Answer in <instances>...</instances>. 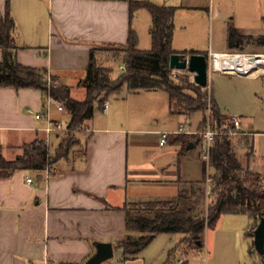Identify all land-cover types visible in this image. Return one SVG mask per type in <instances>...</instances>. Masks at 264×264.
Wrapping results in <instances>:
<instances>
[{"label":"crops","instance_id":"crops-1","mask_svg":"<svg viewBox=\"0 0 264 264\" xmlns=\"http://www.w3.org/2000/svg\"><path fill=\"white\" fill-rule=\"evenodd\" d=\"M5 3L6 0L1 1L0 15L5 12ZM167 6L176 7L175 16L178 9L192 8L182 3ZM10 8L16 23L12 39L17 47L18 62L47 70L60 84L69 86L71 96L78 100H82L85 94L78 83L85 76L90 51L98 50V62V55L104 53L101 47L126 46L129 30L133 28L129 0H10ZM231 24L229 27H232ZM232 28L241 35L254 38L264 35ZM228 29L225 43L210 41V48H214L210 52L226 53L235 49L228 46ZM189 51L202 53L193 48L179 52ZM141 92L128 91L135 95ZM109 96L106 100L107 110L100 111L102 120H99L97 111L85 122V132L81 133L84 137L82 150L77 148L68 158L52 163L49 171L46 168L18 169L7 177H0V264H86L101 243L111 244L116 252L117 242L128 235H141L126 230L125 213L120 209L126 204L143 202L136 199L139 194L132 188L134 183L160 182L177 187L174 196L146 199V202L173 199L182 189L201 181L202 178L188 180L179 172H168L166 167L156 168L149 163L130 161V134L147 131L118 123V115L113 111L115 108ZM0 99L19 108L13 114L3 112L0 117V130L3 133L14 131V135H17L16 142L4 148L0 144L3 157L13 160L22 155L24 144L37 136L42 137L44 131L36 128L37 120L27 109L42 110L44 95L36 89L0 87ZM21 108L27 119L24 123L21 122ZM60 113L61 117L53 115V118L68 122V112ZM126 114H121V118H127ZM52 135L60 137L58 134ZM168 142L180 147L179 161L184 151L197 146L187 141L176 143V138L172 141L169 139L166 144ZM190 144L194 146L189 148ZM28 178H31L30 183L27 182ZM174 234L178 233H158L151 243L158 237L168 235L165 251L172 244ZM178 235L174 250L180 248L183 253L185 251L180 244L182 234ZM248 237L251 240L248 255L250 260H254L251 264H255L258 255L250 253L253 236ZM120 251L117 258H113V253L110 259L100 264H158V258L148 261L146 248L127 260H122L123 252ZM173 253L172 250L168 251L162 264H175L171 260ZM184 255L177 259L176 264H196L186 258V252Z\"/></svg>","mask_w":264,"mask_h":264},{"label":"rangeland","instance_id":"rangeland-1","mask_svg":"<svg viewBox=\"0 0 264 264\" xmlns=\"http://www.w3.org/2000/svg\"><path fill=\"white\" fill-rule=\"evenodd\" d=\"M1 1L0 8L2 5ZM149 1L158 4L166 3L167 5H181L182 3V5L192 7L182 10L178 9L174 18L175 30L172 48L177 52L183 49L193 48L209 56L210 51L214 49L213 47L210 48V41L218 44L225 43V34L229 23H232V27L251 31V33H264V0ZM132 24L138 36V48L141 50H149L152 45L150 13L144 8L138 9L133 16ZM100 49L104 50V53L98 55V63L111 68L112 76L114 78L118 77L123 70L122 58L124 54L122 48L119 46H105ZM244 52L264 53V46H260L254 40H251L244 44L243 49L235 48L228 53ZM208 61H210L209 57ZM224 73L230 72L223 71L221 73L213 69L209 70L208 66V84L206 87H200L194 82V74L187 69L172 70V77L177 79V82L184 88L186 94L196 96L195 86H197L201 89V93L206 96V109L193 113H185L183 111L185 114H182L176 112L178 109L170 105L169 96L164 91L141 92L135 95L128 93L127 88L124 86L120 92L110 94L109 100L115 108L113 111L118 115V123L126 124L131 129L147 131L130 134V161L149 163L156 168L166 167L168 172H176L177 174L179 172L185 175L188 180H200L202 178L203 161L199 156L200 146L198 144L201 140L200 133L204 128L203 119L205 117L206 121L209 110H212L211 99L214 97L220 112L223 114L222 124L218 125L214 119V126H217L222 132H225L219 136L228 135L237 141L236 144H238V147L236 146V155L243 164H246V152L248 150L245 140H249L251 142L252 152L249 170L252 174L264 176V76L249 77ZM18 109L17 105L13 107L12 105H8L6 101L0 99V117H2L1 113L3 112L13 114L14 111L18 112ZM20 112L22 113L21 122H27L23 108H21ZM125 113H127V118H121V114L123 115ZM96 114L99 115V120H102V113L99 111ZM51 115L52 117H61V113L55 109H52ZM230 116H238L240 118L242 132H234L231 129L228 121ZM58 120L63 121L61 119ZM181 125H184L186 130L197 133L173 135L170 141L179 136H185L188 143L192 142L197 146L193 150L184 151L185 154L179 161L178 154L180 153V147L170 142L165 146H160L159 140L161 133L174 134ZM44 127V122L37 121L36 128L42 130ZM84 130L85 125H81L79 128L71 131L73 134V147L71 152L77 148L82 150L84 137L81 133H84ZM69 131L64 130L58 132L60 136L58 138L52 134L48 138L47 134L42 132L43 134L41 136L45 138L44 142H46V139L49 140L48 148L51 156H53L54 150L58 146L63 134ZM13 132L4 131L3 133V130H0V144L3 148L9 145V143L17 141V135H14ZM6 156L9 157L7 152ZM162 175L160 174V176ZM208 175L212 178V184H214L215 172L211 166L206 170L202 185L204 189L207 187L205 180ZM164 176L162 177L163 179L165 178ZM134 184L132 188L139 194V197L136 199L143 200V202H136L140 205L145 203L144 200L146 199L171 197L176 195L178 191L176 186L160 182L139 183L140 185H137V183ZM215 196L216 194H213V192L208 196L205 194L200 205V211L205 214L207 207L214 201ZM128 205L130 206L132 203ZM259 221H257L256 227ZM249 226L250 219L247 215H223L218 220L214 229H205L202 235L204 246L200 249L199 253L192 251V248L195 246L192 236H187V240L180 244L182 245V249L188 254L186 258L189 261H195L196 264H251L254 260H250L248 255L251 242L247 235ZM178 237V234L172 235L173 242L165 251L164 249L169 241L168 235L158 237L153 243L149 244L146 247L148 261L158 258V264L159 262L162 264L166 261L168 251L172 250L174 253L171 260H174L176 264L177 259L185 256V252L182 253L180 248L174 250V246H177L178 243ZM120 254V249H117L114 252L113 258H117ZM256 258L257 262L255 264H264V260L260 256Z\"/></svg>","mask_w":264,"mask_h":264},{"label":"trees","instance_id":"trees-1","mask_svg":"<svg viewBox=\"0 0 264 264\" xmlns=\"http://www.w3.org/2000/svg\"><path fill=\"white\" fill-rule=\"evenodd\" d=\"M146 9L151 16V40L149 50L138 48V36L130 28L127 44L123 50L122 72L118 77L112 76V69L97 62V49L90 51V59L83 79L78 83L85 90L82 100L71 96V88L64 84L48 86L47 70L22 65L16 58L17 47L13 44L12 32L16 27L11 13L10 0H6L5 12L0 15V87L14 89H36L45 95L48 90L54 99L61 100L69 114L68 127L71 129L61 137L53 156L44 139L37 136L31 142L24 144L21 156L7 160L1 154L0 177H7L18 169H44L51 163L66 159L73 147L72 130L85 125L95 112L104 110L107 97L119 92L125 86L129 92L164 91L168 94L170 105L181 113H193L206 109L205 94L197 86L196 96L186 94L177 79L171 75L170 57L174 53L181 55L197 54L195 51L177 52L172 48L174 36V17L176 7L157 5L149 0H129L131 19L138 9ZM254 40L264 46V35L256 38L239 34L234 28L228 29V46L230 49L241 48L245 43ZM204 54V53H200ZM208 56V54H204ZM52 81H57L50 75ZM194 87V86H193ZM211 111L216 123L222 124L223 114L214 99H211ZM184 111V112H183ZM184 113V114H185ZM205 125V117L203 119ZM184 135V134H183ZM185 136L176 138V143L185 142ZM237 141L228 135L216 136L211 152L209 165L215 172L213 194L214 201L207 207L204 214L200 205L205 196L203 186L206 175V163H202V179L189 185L170 200H152L143 204H126L120 208L125 213V226L128 232H138L141 235H128L116 243L115 248L123 252L122 260L130 259L145 249L158 233H178L185 242L187 236L197 247H202V235L205 229H214L221 216L231 214L247 215L250 219L248 236H254L258 220L264 217V184L259 182L257 175L249 170L252 156L251 142L245 140L248 150L246 164L236 155ZM141 206V208H140ZM250 253L259 254L252 242Z\"/></svg>","mask_w":264,"mask_h":264},{"label":"built area","instance_id":"built-area-1","mask_svg":"<svg viewBox=\"0 0 264 264\" xmlns=\"http://www.w3.org/2000/svg\"><path fill=\"white\" fill-rule=\"evenodd\" d=\"M218 54H224V55H228V56H234V55H242V56H246L247 58H257L262 56L264 57V53H214L211 52L210 55L208 56L210 61L209 63V70L213 69L216 71H219L221 73H223V71L221 69H216L214 68V62L216 59V56ZM260 64L259 63H255L253 64V66L251 68H249L248 71H244V72H231V73H224V74H228V75H237V76H249V77H258V76H264V72H260L259 74L255 75V76H250L249 72L250 71H254L258 68ZM47 80H48V86L50 87L51 85L53 86H57L59 85L58 81H52L50 78V74H48L47 72ZM108 107V102L104 103V110H107ZM52 109L57 110L58 112H65L66 109L64 107V104L61 100H57L54 99L49 90L48 92L44 95V103H43V108L41 111H37L34 110L33 108H28L27 112L29 114H31L35 120L37 121H42L45 124V127L42 129L48 136L51 134H58V132L60 131H64V130H71L68 127V124L64 121H60V120H55L52 115ZM231 129H233L234 132L236 131H240L242 132V127H241V121L240 118L238 116H230L228 119ZM67 125V126H66ZM193 133H197V132H191L189 130H186L185 126H180L177 130L176 133L171 134V133H161V138L159 140V144L160 145H164L167 143V141L173 136V135H180V134H193ZM225 132H222L217 126H214V115L212 113L211 110H209V113L206 116V121H205V125L203 130L201 131L200 135H201V140L199 142V146H200V152H199V156L200 159L206 163V170L207 168L210 166L209 162H210V152H211V148H212V144L213 141L215 139L216 136H219L221 134H224ZM244 133V132H243ZM246 133V132H245ZM49 140L46 139L45 144L48 146L49 144ZM254 150H255V146H254ZM208 166V167H207ZM47 171H49V165L45 167ZM259 178V182L264 184V176H259L257 175ZM206 189L205 190V194L208 196L210 194H212V190H213V186L214 184H212V178L208 175V177H206ZM27 182H31V178L27 179ZM192 251L194 253H199L200 252V248L197 247L196 245L192 248Z\"/></svg>","mask_w":264,"mask_h":264},{"label":"water","instance_id":"water-1","mask_svg":"<svg viewBox=\"0 0 264 264\" xmlns=\"http://www.w3.org/2000/svg\"><path fill=\"white\" fill-rule=\"evenodd\" d=\"M208 56L204 54L181 55L174 53L170 57V68L172 70H188L194 74V82L197 86L206 87L208 84ZM194 144H190L189 148ZM253 243L255 250L264 255V217L260 219L254 230ZM113 246L109 243L97 245L96 253L91 256L86 264H100L113 256Z\"/></svg>","mask_w":264,"mask_h":264},{"label":"bare ground","instance_id":"bare-ground-1","mask_svg":"<svg viewBox=\"0 0 264 264\" xmlns=\"http://www.w3.org/2000/svg\"><path fill=\"white\" fill-rule=\"evenodd\" d=\"M258 58L259 59L247 58L246 56L242 55L228 56L224 54H218L213 65L216 69L235 73L248 71L249 68L253 66V64L259 63L260 65L256 70L249 72L250 76H255L260 72H264V57L260 56Z\"/></svg>","mask_w":264,"mask_h":264}]
</instances>
